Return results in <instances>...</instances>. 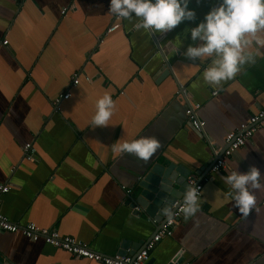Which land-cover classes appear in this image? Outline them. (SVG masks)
<instances>
[{
	"label": "crops",
	"instance_id": "obj_1",
	"mask_svg": "<svg viewBox=\"0 0 264 264\" xmlns=\"http://www.w3.org/2000/svg\"><path fill=\"white\" fill-rule=\"evenodd\" d=\"M219 2L190 0L195 19L166 33L137 31L133 17L105 35L115 16L108 0H0V185L10 186L7 193L0 190V212L22 225L58 229L99 253L120 254L124 240L135 243L132 250L161 225L129 207L127 191L136 175L174 162L189 168L193 184H203L201 207L192 217L182 215L174 234L151 253L150 264H169L180 250V264H264V189L255 190L259 211L244 217L223 181L234 165L241 172L255 165L264 173V126L233 152L227 166L211 171L227 133L264 108V50L254 64L215 87L202 77L208 60L191 62L183 55L196 43L190 29ZM67 6L74 9L64 15ZM67 91L71 97L55 109L52 100ZM105 93L115 108L101 127L92 118ZM188 99L201 104L204 136L187 119ZM142 136L160 142L147 162L113 153L117 140ZM28 142L37 149L33 162L24 158ZM0 259L101 264L3 231Z\"/></svg>",
	"mask_w": 264,
	"mask_h": 264
},
{
	"label": "clouds",
	"instance_id": "obj_2",
	"mask_svg": "<svg viewBox=\"0 0 264 264\" xmlns=\"http://www.w3.org/2000/svg\"><path fill=\"white\" fill-rule=\"evenodd\" d=\"M190 0H108V10L125 20L136 18L133 28L137 31L166 33L185 20H194L195 10L188 7ZM189 44L183 55L191 62L208 60L202 73L204 82L212 87L231 80L244 66L251 65L264 50V0H220L210 8L196 26L190 29ZM115 103L105 93L96 102L92 123L106 126L112 116ZM160 148L154 136H142L131 142L112 145L114 154H131L147 162ZM223 177L230 186L234 207L247 217L256 208L255 190L264 189V173L257 166L241 172L237 165L230 166ZM182 208L185 219L194 216L201 207L198 184H188L183 191ZM174 203H165L159 209L161 215L171 218Z\"/></svg>",
	"mask_w": 264,
	"mask_h": 264
},
{
	"label": "built area",
	"instance_id": "obj_3",
	"mask_svg": "<svg viewBox=\"0 0 264 264\" xmlns=\"http://www.w3.org/2000/svg\"><path fill=\"white\" fill-rule=\"evenodd\" d=\"M73 6L64 7L62 14H66L68 11L73 10ZM123 18L114 16L112 24L108 27L105 35L115 31L121 26ZM102 42V36L98 37ZM8 40H4V44H7ZM90 80V76L86 77ZM80 81L78 73L74 74L73 85L76 86ZM180 93V91H179ZM215 94L217 92H214ZM71 97V92L67 91L58 95L52 100V105L55 109H58L61 102ZM201 108V104L194 102V100L188 99V107L186 109L187 119L190 125L199 131H204L206 122L198 116V110ZM264 126V108L259 110L256 114L250 116L248 120L241 124L240 128L229 131L226 135V147L223 153L218 156L212 166L211 171L219 172L223 167L227 166L228 158L231 157L234 151L244 146L248 139L258 130V128ZM24 158L27 161L33 162L36 160L37 149L33 143L28 142L23 146ZM198 184L200 188V194H202L203 184ZM2 193H7L10 190L9 185H0ZM183 200V199H182ZM182 200L175 203L174 215L169 219L167 218L158 228L157 232L147 241L145 246L135 255H107L99 253L92 249L87 243L78 240L71 235L62 234L58 229L40 227L34 223L19 224L11 221L7 216L0 212V231L3 232H21L25 237L31 241L43 240L46 244H49L55 248L62 249L69 252L77 258H85L91 261H95L101 264H150V257L153 250L156 248L159 242L165 237L172 236L175 229L181 222L182 218Z\"/></svg>",
	"mask_w": 264,
	"mask_h": 264
},
{
	"label": "water",
	"instance_id": "obj_4",
	"mask_svg": "<svg viewBox=\"0 0 264 264\" xmlns=\"http://www.w3.org/2000/svg\"><path fill=\"white\" fill-rule=\"evenodd\" d=\"M193 128V127H192ZM196 130V129H194ZM200 136H204V131L196 130ZM217 157H215L216 159ZM214 161L211 162V166ZM191 171L187 166H179L176 163L169 165H150L138 173L137 180L129 187L127 203L135 215H144L151 221L162 224L167 217L161 215L159 209L165 203H176L183 199L185 186L193 184L194 178L190 176ZM135 244L130 240H124L119 253L121 255L135 256L147 243L137 242L136 248L129 250L130 244ZM180 250L169 264H180L183 261ZM0 264H5L0 259Z\"/></svg>",
	"mask_w": 264,
	"mask_h": 264
}]
</instances>
